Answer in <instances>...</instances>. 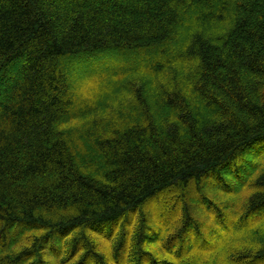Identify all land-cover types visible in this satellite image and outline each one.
<instances>
[{
	"label": "trees",
	"instance_id": "16d2710c",
	"mask_svg": "<svg viewBox=\"0 0 264 264\" xmlns=\"http://www.w3.org/2000/svg\"><path fill=\"white\" fill-rule=\"evenodd\" d=\"M246 156L264 0H0V264H264Z\"/></svg>",
	"mask_w": 264,
	"mask_h": 264
},
{
	"label": "rangeland",
	"instance_id": "374dc122",
	"mask_svg": "<svg viewBox=\"0 0 264 264\" xmlns=\"http://www.w3.org/2000/svg\"><path fill=\"white\" fill-rule=\"evenodd\" d=\"M81 90L87 91V90H85V87H82ZM107 113L105 115H107ZM247 161L248 162L253 161L254 163L256 162L257 164H259L261 166L264 165V163L259 162L257 159L252 158L251 156H246L244 158V162H246L245 165H244V167L248 165L247 164ZM240 167H241L240 169H243V165L240 166ZM224 178L227 179V182L231 181V179H232V177L229 176V173L228 172H225L224 173ZM232 183H233V181H232ZM213 188L210 189V190H208V195L210 197H213V196H218L219 197V195L216 194V192L214 193V192L211 191V190H213ZM231 188H233L232 190H235V186H232ZM218 191H220V190H218ZM218 201L219 202L222 201L221 200V196L219 197ZM223 202H224V200H223ZM214 229L215 228H212V227L209 230L207 229L205 231L204 236L205 237L207 236L208 237V238L206 237L207 239H209L210 237L217 238L218 231L217 230H214ZM213 230L216 231V232L215 233L214 232L212 233ZM260 230H261L260 228H259V230H256V231H258V233H255V235H250L252 232L250 234H240V235H238L237 238L235 237L236 239L229 244V247L226 248L224 250V252H222V255L223 256L221 255V256H219V258L218 257H208L207 258V262L208 263H212V264H232V259H233V257H235L236 254L240 253L241 251H244L245 249H250L253 246H255V241H256V239L258 237V234H260V232H261ZM220 235H221V233H220ZM220 235L218 237H220ZM212 241L214 242V243L212 242L213 244H217L218 243V241L215 240V239H213ZM97 244H98V250H99V252L102 255H104L105 257H107V255L111 251L110 244L107 243V242H102V241H98Z\"/></svg>",
	"mask_w": 264,
	"mask_h": 264
}]
</instances>
